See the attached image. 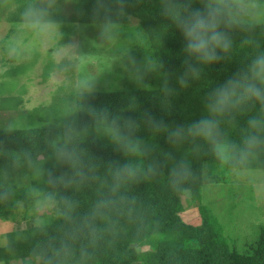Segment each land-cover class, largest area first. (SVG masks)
<instances>
[{
  "label": "trees",
  "instance_id": "16d2710c",
  "mask_svg": "<svg viewBox=\"0 0 264 264\" xmlns=\"http://www.w3.org/2000/svg\"><path fill=\"white\" fill-rule=\"evenodd\" d=\"M12 1L0 0V9ZM65 1L71 6L69 17L59 0H48L57 6L52 21L68 18L102 26L111 21L109 33L116 50L129 64L142 65L154 58L169 73L182 68V36L162 14L166 0H104L110 6L107 15L94 14L98 0ZM15 2V10L5 18L8 22L20 21L19 13L30 0ZM194 4L199 6V0ZM131 18L136 24H131ZM229 34L230 51L205 66L198 79L184 87L169 80L174 94L161 92L156 73L138 82L132 70H126L118 88L108 84L54 97L45 107L34 109L44 110L38 124L0 128V211L13 218L14 210L21 207L23 219L37 220L6 233L0 261L264 264V230L252 254L242 255L218 220L205 213L203 170L219 163L209 146L191 138L172 143L166 131L146 122L151 116L174 127L197 119L205 94L244 67L257 49H264V24L235 27ZM0 100L10 107L14 97ZM259 107L249 103L224 118V135L238 143L248 116ZM181 160L189 166L183 179L173 173ZM127 162L136 167V177L117 179L116 167ZM236 169L264 170V155ZM78 171L83 174L77 175ZM185 191L200 213L196 224L181 217L180 197ZM48 193L53 200L38 204Z\"/></svg>",
  "mask_w": 264,
  "mask_h": 264
},
{
  "label": "rangeland",
  "instance_id": "374dc122",
  "mask_svg": "<svg viewBox=\"0 0 264 264\" xmlns=\"http://www.w3.org/2000/svg\"><path fill=\"white\" fill-rule=\"evenodd\" d=\"M59 1L69 17L70 4ZM17 3L14 0L0 9V97H14L10 107L0 100V128L38 124L44 110L34 109L45 107L54 97L73 91H94L108 84L118 88L126 70H132V65L116 50L115 38L104 33L102 25L67 18L64 22L53 21L59 25L55 33H22L17 28L19 21L5 20ZM131 24H136L135 19L131 18ZM13 37L23 43L17 54H9L6 45ZM12 69L16 71L11 72ZM201 201L206 215L218 220L236 250L242 255L252 254L264 230V170L231 169L220 163L206 166ZM180 202L181 217L188 223H198L200 213L189 191L181 194ZM22 214L21 207L14 210L13 218L0 211V247L6 244L7 232L37 221L23 219Z\"/></svg>",
  "mask_w": 264,
  "mask_h": 264
},
{
  "label": "clouds",
  "instance_id": "9594fccd",
  "mask_svg": "<svg viewBox=\"0 0 264 264\" xmlns=\"http://www.w3.org/2000/svg\"><path fill=\"white\" fill-rule=\"evenodd\" d=\"M56 5L48 0H30L19 13L17 28L22 33H55L59 27L51 19ZM110 6L104 0H98L95 15H107ZM162 14L182 36V68L169 73L160 61L149 58L144 64H132V75L142 82L146 74L156 73L161 78V92L167 96L176 89L169 85L174 79L184 87L198 79L202 69L219 61L232 47L230 30L245 25L264 24V0H166ZM113 24L106 21L104 33H108ZM9 54H17L23 47L21 39L13 37L6 42ZM258 103L259 110L249 115L240 141L228 139L222 131V120L231 118L244 105ZM157 131H166L172 143L185 139L205 142L216 160L224 166L236 169L247 166L259 156L264 155V49H257L247 64L215 87L203 98L201 115L186 124L169 127L162 120L151 116L146 121ZM179 179L189 174L188 164L181 160L173 168ZM77 172V175H82ZM137 175L134 164L127 162L115 169L117 179H132ZM73 178L68 179V183ZM53 200L51 193L45 194L38 204L44 206ZM102 203V202H101ZM99 206V205H98Z\"/></svg>",
  "mask_w": 264,
  "mask_h": 264
}]
</instances>
